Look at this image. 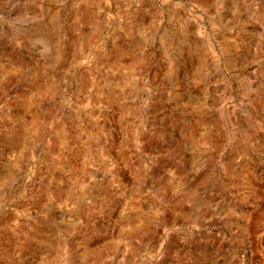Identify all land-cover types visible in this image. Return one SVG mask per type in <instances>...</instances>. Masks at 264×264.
<instances>
[{
    "label": "rangeland",
    "instance_id": "obj_1",
    "mask_svg": "<svg viewBox=\"0 0 264 264\" xmlns=\"http://www.w3.org/2000/svg\"><path fill=\"white\" fill-rule=\"evenodd\" d=\"M0 264H264V0H0Z\"/></svg>",
    "mask_w": 264,
    "mask_h": 264
}]
</instances>
